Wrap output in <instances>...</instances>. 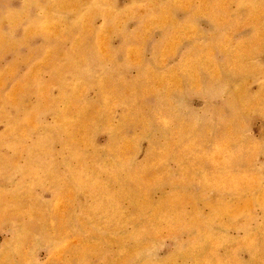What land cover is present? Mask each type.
I'll use <instances>...</instances> for the list:
<instances>
[{
  "label": "rangeland",
  "instance_id": "1",
  "mask_svg": "<svg viewBox=\"0 0 264 264\" xmlns=\"http://www.w3.org/2000/svg\"><path fill=\"white\" fill-rule=\"evenodd\" d=\"M0 264H264V0H0Z\"/></svg>",
  "mask_w": 264,
  "mask_h": 264
}]
</instances>
